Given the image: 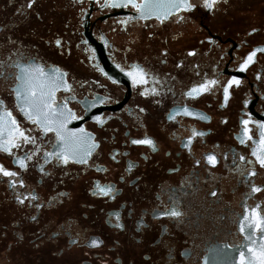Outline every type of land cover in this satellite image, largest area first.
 Masks as SVG:
<instances>
[{
  "label": "flooded vegetation",
  "instance_id": "1",
  "mask_svg": "<svg viewBox=\"0 0 264 264\" xmlns=\"http://www.w3.org/2000/svg\"><path fill=\"white\" fill-rule=\"evenodd\" d=\"M261 161L264 0H0V264H264Z\"/></svg>",
  "mask_w": 264,
  "mask_h": 264
},
{
  "label": "water",
  "instance_id": "2",
  "mask_svg": "<svg viewBox=\"0 0 264 264\" xmlns=\"http://www.w3.org/2000/svg\"><path fill=\"white\" fill-rule=\"evenodd\" d=\"M145 5H147L148 7L151 5L149 3H146ZM177 7H179V5H176L175 4H158V11H155L154 13H157V14H169L173 11H175L174 9H177Z\"/></svg>",
  "mask_w": 264,
  "mask_h": 264
},
{
  "label": "snow or ice",
  "instance_id": "3",
  "mask_svg": "<svg viewBox=\"0 0 264 264\" xmlns=\"http://www.w3.org/2000/svg\"><path fill=\"white\" fill-rule=\"evenodd\" d=\"M187 2V0H185ZM215 3V0H205V7L211 8L213 4ZM191 5H189L190 7ZM133 143H151V141L145 140V141H133ZM261 164H264V161H261ZM10 173H5V175H9ZM103 191V189H101Z\"/></svg>",
  "mask_w": 264,
  "mask_h": 264
}]
</instances>
